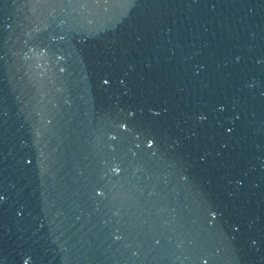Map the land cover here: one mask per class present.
<instances>
[{"label": "water", "instance_id": "1", "mask_svg": "<svg viewBox=\"0 0 264 264\" xmlns=\"http://www.w3.org/2000/svg\"><path fill=\"white\" fill-rule=\"evenodd\" d=\"M0 264H264V0H0Z\"/></svg>", "mask_w": 264, "mask_h": 264}]
</instances>
